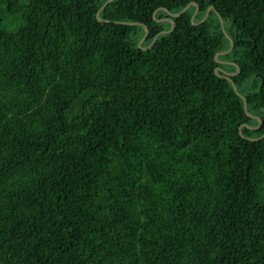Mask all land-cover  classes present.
I'll use <instances>...</instances> for the list:
<instances>
[{"label": "trees", "instance_id": "16d2710c", "mask_svg": "<svg viewBox=\"0 0 264 264\" xmlns=\"http://www.w3.org/2000/svg\"><path fill=\"white\" fill-rule=\"evenodd\" d=\"M106 1L0 0V264H264V0Z\"/></svg>", "mask_w": 264, "mask_h": 264}, {"label": "water", "instance_id": "95a60500", "mask_svg": "<svg viewBox=\"0 0 264 264\" xmlns=\"http://www.w3.org/2000/svg\"><path fill=\"white\" fill-rule=\"evenodd\" d=\"M111 0H107L102 6H101V8L96 12V14H95V18L98 20V16H99V13H100V11L102 10V8L107 4V3H109ZM189 5H195V4H189ZM189 5H187L183 10H181L177 15H171V14H168L167 13V16H168V19L166 20L167 22H169L171 25H172V28L170 29V31H172V29H173V27H174V24H173V22L170 20V18L171 17H176V16H179L180 14H182L183 12H184V10H186V8H188L189 7ZM196 6V5H195ZM210 10H213L212 8H207L206 9V11H205V14H204V16H203V19L199 22V23H202V22H204V20L206 19V17H207V15H208V13H209V11ZM156 13V11L153 13V15ZM196 13H197V6L195 7V11H194V13H193V15L191 16V21L194 19V16L196 15ZM216 16H217V18H218V20H219V24H220V28H221V30L223 31V25H222V21H221V18L219 17V15L216 13ZM157 21H160V20H157ZM169 31V32H170ZM163 32H168V31H163ZM145 35H146V33H145ZM145 38V36L142 38V40ZM142 40H140V42H139V44L141 43V41ZM154 40H155V38H153L152 39V42H151V44H150V46L154 43ZM229 41V50L228 51H230L231 49H232V43H231V41L230 40H228ZM138 44V45H139ZM149 46V47H150ZM148 47V48H149ZM148 48H146V49H148ZM228 51H226V52H223V53H220V54H216V55H214V57H213V59L214 58H216L218 55H222V54H225V53H227ZM218 71H220V70H218V69H215V72H218ZM224 73V72H223ZM224 78L226 79V80H228L230 83H231V86H232V89H233V91L235 92V94L242 100V102H243V110H244V112H245V114H246V102L244 101V99L236 92V90H235V87H234V85H233V83L229 80V76H230V74H225L224 73ZM246 128H249V129H251L250 127H248V126H246ZM263 137V135L262 136H260L259 138H262ZM259 138H257V139H259ZM257 139H252V140H257Z\"/></svg>", "mask_w": 264, "mask_h": 264}, {"label": "rangeland", "instance_id": "374dc122", "mask_svg": "<svg viewBox=\"0 0 264 264\" xmlns=\"http://www.w3.org/2000/svg\"><path fill=\"white\" fill-rule=\"evenodd\" d=\"M213 61L216 63L217 61H216V58H214L213 59ZM217 63H219V62H217ZM221 65H225V63L223 64V63H221ZM222 69V68H221ZM223 70V69H222ZM224 73H226V72H224ZM230 80V79H229ZM235 87V86H234ZM236 90V89H235ZM252 130H254L255 128H257V127H254V128H252V127H250Z\"/></svg>", "mask_w": 264, "mask_h": 264}, {"label": "flooded vegetation", "instance_id": "af4514ba", "mask_svg": "<svg viewBox=\"0 0 264 264\" xmlns=\"http://www.w3.org/2000/svg\"><path fill=\"white\" fill-rule=\"evenodd\" d=\"M167 19H168V17L167 18H162V19H160V21H166ZM171 28H172V26H171ZM170 29H169V31H170Z\"/></svg>", "mask_w": 264, "mask_h": 264}]
</instances>
